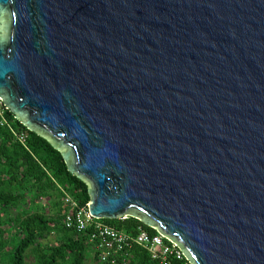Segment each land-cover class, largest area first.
Instances as JSON below:
<instances>
[{
  "label": "water",
  "instance_id": "water-1",
  "mask_svg": "<svg viewBox=\"0 0 264 264\" xmlns=\"http://www.w3.org/2000/svg\"><path fill=\"white\" fill-rule=\"evenodd\" d=\"M0 100L192 264H264V0H0Z\"/></svg>",
  "mask_w": 264,
  "mask_h": 264
},
{
  "label": "trees",
  "instance_id": "trees-1",
  "mask_svg": "<svg viewBox=\"0 0 264 264\" xmlns=\"http://www.w3.org/2000/svg\"><path fill=\"white\" fill-rule=\"evenodd\" d=\"M12 128L27 134L26 144L14 136L10 127L0 123V262L25 264L27 250L45 238L55 226L62 237L56 245L45 247L38 264H84L88 259L89 247L75 229L68 228L62 221V207L68 193L79 206L90 200L89 183L72 173L64 160L62 150L55 147L53 140L30 130L9 111ZM45 197L58 209L57 217L37 209L34 199ZM41 207V206H39ZM12 210L16 214L11 216ZM58 218V219H57ZM105 223L128 231L138 225L150 233L157 229L147 226L140 219L129 216L125 220L102 218ZM131 264H158L150 255L135 248Z\"/></svg>",
  "mask_w": 264,
  "mask_h": 264
},
{
  "label": "built area",
  "instance_id": "built-area-1",
  "mask_svg": "<svg viewBox=\"0 0 264 264\" xmlns=\"http://www.w3.org/2000/svg\"><path fill=\"white\" fill-rule=\"evenodd\" d=\"M10 109L0 100V123L11 128L17 139L26 144L27 134L12 128L8 117ZM64 202L69 206L63 222L73 228L89 247L90 259L95 264H131L135 248L147 252L158 264H192L180 251L179 244L162 233L152 234L144 226L138 225L133 231L115 227L95 217L86 206H79L66 193ZM129 216H121L125 220Z\"/></svg>",
  "mask_w": 264,
  "mask_h": 264
},
{
  "label": "rangeland",
  "instance_id": "rangeland-1",
  "mask_svg": "<svg viewBox=\"0 0 264 264\" xmlns=\"http://www.w3.org/2000/svg\"><path fill=\"white\" fill-rule=\"evenodd\" d=\"M34 200H35L34 201L35 206H37L38 210L42 209V207H43L46 209L45 211L49 216H52L53 218L57 217L56 213L58 212V209H56L54 207V204L50 200L48 201L47 198H45V197H42V198L37 197V194H35ZM65 205H66V203H65ZM39 206H41V207H39ZM68 210H69V206L63 205V207L61 209L62 216H63V214L65 215V213ZM15 214H16V210H12L10 213L11 216H14ZM62 221H63V218H62ZM52 229L53 230L49 234H47L45 238L40 240L41 244L36 243L35 245H32L27 250L26 258H25V264H38L39 255H40L41 251L45 247L56 245L59 242V240L62 237V232H61L60 228L55 226ZM89 257L84 264H95L94 260H91ZM0 264H4V263L0 262ZM58 264H64V263H62V261H59Z\"/></svg>",
  "mask_w": 264,
  "mask_h": 264
}]
</instances>
